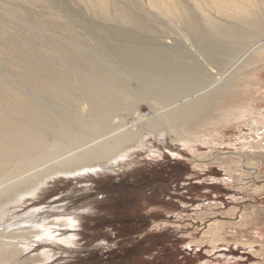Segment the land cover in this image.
<instances>
[{
  "label": "bare ground",
  "instance_id": "obj_1",
  "mask_svg": "<svg viewBox=\"0 0 264 264\" xmlns=\"http://www.w3.org/2000/svg\"><path fill=\"white\" fill-rule=\"evenodd\" d=\"M0 1V64L14 73L11 78L0 73V264L42 263L45 251L30 255L33 244L40 240L73 243V239L65 240L64 237L68 229L74 228L75 221L78 224L79 218L67 219L59 212L61 209L54 206L58 211L52 213L48 205L24 214L19 211L51 179L113 170V166H121L136 151L147 149L150 136L155 139L168 134L174 135L176 142L193 143L195 131L189 128L204 120L213 128L241 118L249 111L247 104L242 105L247 99L243 95L251 93V85L258 81L260 66L254 67L258 62L255 59L246 61L245 70L234 79L236 83L232 85L236 92L220 88L208 93L210 97H201L168 112L166 116L171 115L167 119L159 117L154 121L153 117L152 122L148 117V124L139 129L136 128L141 125L134 127L133 133L121 132L90 149L87 155L66 158L77 150L75 147L88 143L90 136L103 134L115 114H125L129 106H125L127 97L123 75L119 77L121 69L139 77L140 96H157L165 101L209 85L213 75L205 69L198 55L220 67L233 54V45L242 50L253 34L264 36V0H59L61 8L50 0ZM141 10L143 13L136 12ZM4 13H13L17 18H9ZM68 13L80 19L81 30H88L97 39L112 60V66L105 62L106 59L87 60L92 53L89 41ZM163 22L179 23L183 35L192 40L195 51H191L190 42L189 47L185 41L171 43V39L167 38L171 42L161 39L162 32L156 27ZM34 30L52 34L49 37L61 36L62 41L80 47L84 55L71 60L69 67L63 66L59 57L66 56V50L57 49L58 56L56 49L44 44ZM17 83L28 93L17 88ZM111 85L117 89H110ZM224 98L227 99L224 106L218 108L219 113L212 114L216 103ZM80 99L90 107V113L84 118L78 116L74 105ZM249 144L253 146H250L253 153H246L248 165L260 164V159L264 158L262 147L258 143ZM232 159L223 160L229 169L231 165L239 166ZM56 160L60 161L55 163ZM51 161L55 164H50ZM45 164L52 166L44 167ZM215 222L206 225L204 221L200 225L206 226L205 232L212 231L213 237L216 231L210 227L216 226ZM216 236L212 245L222 239Z\"/></svg>",
  "mask_w": 264,
  "mask_h": 264
},
{
  "label": "rangeland",
  "instance_id": "obj_2",
  "mask_svg": "<svg viewBox=\"0 0 264 264\" xmlns=\"http://www.w3.org/2000/svg\"><path fill=\"white\" fill-rule=\"evenodd\" d=\"M50 1L62 7L59 0ZM143 8L145 11L146 7ZM136 12L143 13L142 10ZM68 14L72 15L81 30L80 19L78 21L75 15ZM4 15L17 18L13 13ZM26 23L33 24L30 21ZM165 24L163 22L156 27L162 32L161 39L168 42L172 40L171 43L185 41L190 47L188 43L192 40L184 36L179 23ZM34 32L44 44L55 48L57 55V49L66 50V56L59 57L63 66L69 67L71 60L83 54L80 47L62 41L61 36L49 37L52 34L45 35L38 30ZM81 32L92 50L87 60L106 59L105 62L112 66V60L99 46L97 39L88 30L82 29ZM9 36L12 38L10 33ZM247 43L242 50L233 45V54L229 56L231 60L220 67L213 66L198 55L204 61L200 60L206 65L205 69L213 75L212 80L209 85L181 95L176 100L140 96L139 77L121 69L119 77L123 75L124 94L127 97L125 106H129L125 114H115L104 132L106 134L90 136L87 138L89 144L86 142L75 147L77 150L74 149L73 153L63 158L87 155L90 149L106 143L121 132L133 133L147 125L148 121L154 122L159 117L160 120L167 119L171 115L166 116L168 112L181 109L201 97H210L208 93L212 94L220 88L225 87L234 93L236 88L232 84L236 83L234 79L242 72L245 62L255 59L258 62L254 67L260 66L256 85H251V93L243 95L247 99L242 105L249 106V111L243 117L228 120L213 128L209 126L208 120L191 129L188 127L189 131H195L196 138L190 144L176 142L174 135L165 134L155 139L150 136L147 138V149L136 151L128 161L121 166H113L114 169L110 171L51 179L35 198L29 199L33 202L28 201L19 211L24 214L30 209L48 205L52 213L61 209L59 212L67 219L79 218L78 224L74 222L75 229H68L67 237H64L65 240L74 241L66 244L63 240H40L33 244L30 255L45 251L46 258L40 264H264V158L260 159V164L248 165L250 162L246 154L253 151L249 143H258L264 151V36L253 34ZM191 51L194 52L195 48ZM0 73L6 74L8 78L14 76L11 70L1 64ZM16 85L17 88L21 87L18 83ZM22 87L20 89L28 93ZM109 87L117 89L112 85ZM226 99L216 103L212 114L219 113L218 108L224 106ZM74 105L80 118L90 113L89 104H83L81 99L76 100ZM227 157L236 160L239 166L226 167L223 160ZM50 164L44 167L54 165ZM214 220L218 226L210 227L216 231L212 237V231H208L210 234L205 232L206 226L200 223L205 221L207 225ZM216 235L222 236V239L212 245L211 241L217 238Z\"/></svg>",
  "mask_w": 264,
  "mask_h": 264
}]
</instances>
